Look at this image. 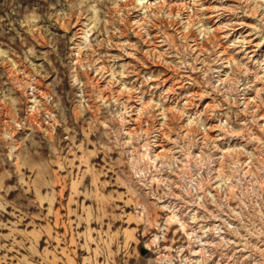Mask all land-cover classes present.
<instances>
[{"label":"rangeland","instance_id":"rangeland-1","mask_svg":"<svg viewBox=\"0 0 264 264\" xmlns=\"http://www.w3.org/2000/svg\"><path fill=\"white\" fill-rule=\"evenodd\" d=\"M0 264H264V0H0Z\"/></svg>","mask_w":264,"mask_h":264},{"label":"built area","instance_id":"built-area-1","mask_svg":"<svg viewBox=\"0 0 264 264\" xmlns=\"http://www.w3.org/2000/svg\"><path fill=\"white\" fill-rule=\"evenodd\" d=\"M217 125V124H216ZM201 152V151H200ZM200 156H201V153H200ZM181 188V187H180ZM219 209V208H218ZM224 210L226 209V210H232L230 207H229V205L227 206L226 205V208L224 207L223 208ZM223 209H219V210H221L222 212H219L218 214H215V218H213V217H211V218H209V217H206V218H209L210 220L209 221H205V220H202V221H204L205 223H208L209 224V222L211 221V220H213V221H215V223H213L212 225H214L213 226V232H212V234H214L215 235V237H217L216 236V234H223V233H226V231L225 230H223V228L224 229H227V226L229 225L227 222H232V220H233V218H231V216H230V214H228V213H223ZM233 211V210H232ZM225 212V211H224ZM227 212V211H226ZM220 215V216H219ZM190 216V215H189ZM193 213H192V215H191V217H189V219H188V221L186 222V224H188V229H190L189 230V233L190 232H194V228H195V225H197L196 223H194V222H190V221H192L193 220ZM190 218H192L191 220H190ZM205 218V219H206ZM218 219V221H216V220ZM233 223V222H232ZM189 227H193L192 229L191 228H189ZM219 227V228H218ZM192 230V231H191ZM222 231H224V232H222ZM202 232H203V237H206L208 234H211V231L210 230H208V229H205V228H203L202 229ZM189 235V234H188ZM190 236V235H189ZM205 243H208L207 245H205ZM215 243H217V242H215ZM209 244H213L212 243V241H209L208 239L207 240H203L202 241V243H201V247H199V248H197V249H200V248H207V246H209ZM210 247H212L211 245H210ZM210 249H214L213 251H215L216 253H214L213 254V257H217V256H220V253L221 252H218L217 250H215V248H210ZM195 250V249H194ZM193 250V251H194ZM207 250V249H206ZM206 250L203 252V253H201L200 255H197V256H204V253L206 252ZM192 251V252H193ZM191 252V253H192ZM216 254V255H215ZM193 255V254H192ZM215 255V256H214ZM194 256H196V255H194Z\"/></svg>","mask_w":264,"mask_h":264},{"label":"bare ground","instance_id":"bare-ground-1","mask_svg":"<svg viewBox=\"0 0 264 264\" xmlns=\"http://www.w3.org/2000/svg\"><path fill=\"white\" fill-rule=\"evenodd\" d=\"M165 3V2H164ZM147 8V7H146ZM143 17V16H142ZM140 19V18H139ZM139 22V21H138ZM141 22H144V20H141ZM141 24H143V23H141ZM184 37V36H183ZM35 97V96H34ZM34 101H36V100H34ZM33 101V102H34ZM147 107V106H146ZM184 107H185V105H184ZM143 109V108H142ZM174 111V110H173ZM192 122V121H191ZM191 122H190V124H191ZM218 139V138H217ZM167 142V141H166ZM163 144V143H162ZM202 148V147H201ZM165 150V149H164ZM159 157H161V155H156V157L155 158H159ZM162 157H163V155H162ZM164 157H166V156H164ZM160 159V158H159ZM173 218V217H172ZM169 222V221H168Z\"/></svg>","mask_w":264,"mask_h":264}]
</instances>
